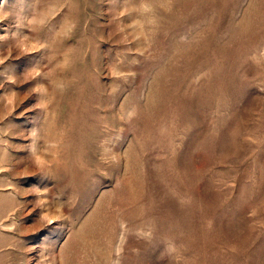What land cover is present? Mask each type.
<instances>
[{
    "label": "rangeland",
    "instance_id": "1",
    "mask_svg": "<svg viewBox=\"0 0 264 264\" xmlns=\"http://www.w3.org/2000/svg\"><path fill=\"white\" fill-rule=\"evenodd\" d=\"M0 264H264V0H0Z\"/></svg>",
    "mask_w": 264,
    "mask_h": 264
}]
</instances>
